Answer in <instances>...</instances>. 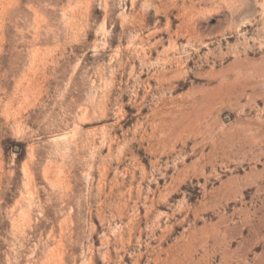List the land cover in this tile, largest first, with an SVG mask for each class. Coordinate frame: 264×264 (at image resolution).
Wrapping results in <instances>:
<instances>
[{"label": "rangeland", "instance_id": "1", "mask_svg": "<svg viewBox=\"0 0 264 264\" xmlns=\"http://www.w3.org/2000/svg\"><path fill=\"white\" fill-rule=\"evenodd\" d=\"M0 264H264V0H0Z\"/></svg>", "mask_w": 264, "mask_h": 264}]
</instances>
